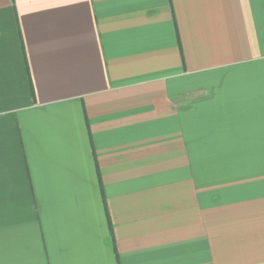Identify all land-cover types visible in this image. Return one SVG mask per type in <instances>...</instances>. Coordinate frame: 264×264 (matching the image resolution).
Returning <instances> with one entry per match:
<instances>
[{"label":"crops","instance_id":"crops-1","mask_svg":"<svg viewBox=\"0 0 264 264\" xmlns=\"http://www.w3.org/2000/svg\"><path fill=\"white\" fill-rule=\"evenodd\" d=\"M0 264H264V0H0Z\"/></svg>","mask_w":264,"mask_h":264}]
</instances>
